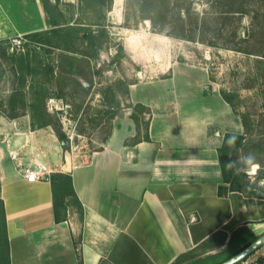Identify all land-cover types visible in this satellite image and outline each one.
<instances>
[{"label": "crops", "instance_id": "crops-1", "mask_svg": "<svg viewBox=\"0 0 264 264\" xmlns=\"http://www.w3.org/2000/svg\"><path fill=\"white\" fill-rule=\"evenodd\" d=\"M112 7L110 16L116 0ZM52 28L42 0H0V44ZM166 80L130 86L131 103L151 111L149 140L128 145L121 133L83 162L50 126L1 118L0 199L11 264H222L264 235V198L219 194L229 184L211 108L175 102L179 87L162 85ZM28 167L37 171L35 182L25 177ZM54 173L72 177L81 203L70 204L59 223Z\"/></svg>", "mask_w": 264, "mask_h": 264}, {"label": "rangeland", "instance_id": "rangeland-1", "mask_svg": "<svg viewBox=\"0 0 264 264\" xmlns=\"http://www.w3.org/2000/svg\"><path fill=\"white\" fill-rule=\"evenodd\" d=\"M61 3L69 25L89 31L101 23L108 42L96 58L82 55L89 50L80 40L71 52L47 31L39 41L24 37L14 51L12 39L1 43L0 120L31 118L33 129L44 119L60 121L68 152L83 162L121 133L128 145L145 140L151 111L131 103L130 86H158L168 77L162 85L179 87L175 102L211 108L220 138L244 136L234 163L250 185L264 189V0H124L112 16L103 6ZM70 76L86 90L74 82L69 88ZM4 128L0 122V145ZM263 257L264 247L241 264Z\"/></svg>", "mask_w": 264, "mask_h": 264}, {"label": "trees", "instance_id": "trees-1", "mask_svg": "<svg viewBox=\"0 0 264 264\" xmlns=\"http://www.w3.org/2000/svg\"><path fill=\"white\" fill-rule=\"evenodd\" d=\"M56 1L57 3L53 4L51 0H42L45 11L49 18V23L53 26L52 29L45 33L50 35L52 34L54 36V39H56V41L58 42L61 40L59 44H63L64 46H66V50H69L71 52L75 50H71L72 47L70 46L74 44V41L80 40L82 42V45L86 44V48L89 50L87 52L83 51L82 55L85 57L96 58L98 51L102 49L103 45L109 40L108 31L105 26L101 23H97V29L86 31L82 27H74L73 25H69L66 15L59 8L58 0ZM112 5L113 0H79V8L82 10L83 8L94 10L97 6H103L107 9V11H109L112 8ZM103 18H106V15H103ZM45 33H35L33 35L27 36L26 38H32L35 41H39L40 37H42ZM82 33H87V37L84 38ZM59 44L57 43L58 46ZM0 53L1 55H5L6 48H2ZM66 79L68 80L67 82L69 88L73 86L72 83L74 82L79 86V88L86 90L77 79H74L73 76H70ZM69 95H72V93L68 95H58V97L63 98ZM22 106H24V103L22 104ZM8 116L10 118L14 117L13 114H9ZM48 116L49 115H47V117ZM48 126L53 127L63 148L65 150H68L70 147V141L67 134L63 130L61 122L58 121L54 123L52 121L50 122L48 119H44V122H42L38 127L45 128ZM145 140H149V135ZM139 142L140 141H137L135 142V144ZM243 142V135L227 133L224 137L223 144L219 148L218 153L220 165L224 175V181L225 183L229 184V187L227 188L221 186L219 189V194L223 196L226 195L228 191H239L245 194L246 196L264 198V189H259L250 185V182L240 172L241 167H237L234 163L233 157L243 146ZM49 179L51 181L53 189L56 221L57 223H59L65 220L66 211L70 204L75 203L81 208V203L75 193L72 177L70 175L54 173L50 176ZM69 198H71V200H69ZM263 247L264 246H262L260 249H262ZM248 258L238 264L247 261ZM0 264H11L10 244L6 224V213L4 201L2 199H0ZM255 264H264V257L256 260Z\"/></svg>", "mask_w": 264, "mask_h": 264}, {"label": "water", "instance_id": "water-1", "mask_svg": "<svg viewBox=\"0 0 264 264\" xmlns=\"http://www.w3.org/2000/svg\"><path fill=\"white\" fill-rule=\"evenodd\" d=\"M90 89V87H89ZM262 246H264V235L245 248L243 251L235 255L234 257L230 258L229 260L225 261L222 264H238L243 260L250 257L253 253L258 251Z\"/></svg>", "mask_w": 264, "mask_h": 264}, {"label": "built area", "instance_id": "built-area-1", "mask_svg": "<svg viewBox=\"0 0 264 264\" xmlns=\"http://www.w3.org/2000/svg\"><path fill=\"white\" fill-rule=\"evenodd\" d=\"M25 43L24 36L18 35L14 37L10 44V49L14 51L15 49H20ZM25 177L30 182H35L38 180L37 171L34 168L28 167L24 169Z\"/></svg>", "mask_w": 264, "mask_h": 264}, {"label": "bare ground", "instance_id": "bare-ground-1", "mask_svg": "<svg viewBox=\"0 0 264 264\" xmlns=\"http://www.w3.org/2000/svg\"><path fill=\"white\" fill-rule=\"evenodd\" d=\"M124 0H116V4H117V11L121 10L122 8V4H123Z\"/></svg>", "mask_w": 264, "mask_h": 264}]
</instances>
